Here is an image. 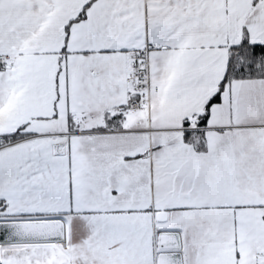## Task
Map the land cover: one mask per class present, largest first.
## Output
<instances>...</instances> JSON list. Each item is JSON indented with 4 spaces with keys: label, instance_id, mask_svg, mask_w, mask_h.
Wrapping results in <instances>:
<instances>
[{
    "label": "snow or ice",
    "instance_id": "6c2138e0",
    "mask_svg": "<svg viewBox=\"0 0 264 264\" xmlns=\"http://www.w3.org/2000/svg\"><path fill=\"white\" fill-rule=\"evenodd\" d=\"M0 264H264V0H0Z\"/></svg>",
    "mask_w": 264,
    "mask_h": 264
}]
</instances>
